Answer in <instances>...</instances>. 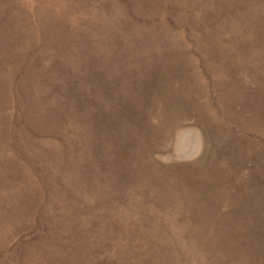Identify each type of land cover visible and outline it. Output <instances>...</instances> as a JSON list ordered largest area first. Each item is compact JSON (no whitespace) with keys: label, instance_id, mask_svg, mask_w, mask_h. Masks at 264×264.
<instances>
[{"label":"rangeland","instance_id":"rangeland-1","mask_svg":"<svg viewBox=\"0 0 264 264\" xmlns=\"http://www.w3.org/2000/svg\"><path fill=\"white\" fill-rule=\"evenodd\" d=\"M0 264H264V0H0Z\"/></svg>","mask_w":264,"mask_h":264}]
</instances>
